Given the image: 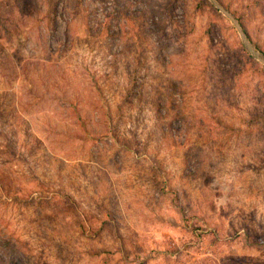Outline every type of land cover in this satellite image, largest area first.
Here are the masks:
<instances>
[{"label":"rangeland","instance_id":"rangeland-1","mask_svg":"<svg viewBox=\"0 0 264 264\" xmlns=\"http://www.w3.org/2000/svg\"><path fill=\"white\" fill-rule=\"evenodd\" d=\"M216 1L264 51V0ZM242 48L209 0H0V264H264Z\"/></svg>","mask_w":264,"mask_h":264},{"label":"water","instance_id":"water-1","mask_svg":"<svg viewBox=\"0 0 264 264\" xmlns=\"http://www.w3.org/2000/svg\"><path fill=\"white\" fill-rule=\"evenodd\" d=\"M209 1L215 6V8L219 12H221L225 17H227L232 22V24L238 31L242 45L245 48L246 52L253 59L260 62L262 65H264V55L253 46V44L249 40L248 36L246 35L245 31L243 30L242 26L237 21V19L229 11H227L221 4H219L216 0H209Z\"/></svg>","mask_w":264,"mask_h":264},{"label":"trees","instance_id":"trees-1","mask_svg":"<svg viewBox=\"0 0 264 264\" xmlns=\"http://www.w3.org/2000/svg\"><path fill=\"white\" fill-rule=\"evenodd\" d=\"M227 11H229L230 12V9L228 8V7H226V6H223ZM236 19H237V21L240 23V25L242 26V28H243V30L245 31V33H246V35H247V32H246V30L244 29V27H243V25H242V22H241V20H240V18H238L233 12H230ZM248 36V35H247ZM249 38V37H248ZM258 49V51L259 52H261L263 55H264V51L262 50V49H259V48H257ZM242 50L244 51V48H242ZM245 52V51H244Z\"/></svg>","mask_w":264,"mask_h":264}]
</instances>
